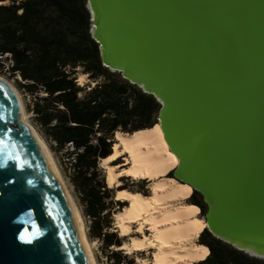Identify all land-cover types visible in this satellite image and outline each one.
<instances>
[{
    "label": "water",
    "instance_id": "1",
    "mask_svg": "<svg viewBox=\"0 0 264 264\" xmlns=\"http://www.w3.org/2000/svg\"><path fill=\"white\" fill-rule=\"evenodd\" d=\"M87 7L103 65L160 102L174 178L202 195L208 230L264 259V0ZM21 113L0 78V264H93L73 201Z\"/></svg>",
    "mask_w": 264,
    "mask_h": 264
},
{
    "label": "trees",
    "instance_id": "2",
    "mask_svg": "<svg viewBox=\"0 0 264 264\" xmlns=\"http://www.w3.org/2000/svg\"><path fill=\"white\" fill-rule=\"evenodd\" d=\"M90 25L87 0H0V71L21 76L19 86L34 95L36 124L55 151L66 150L70 180L90 220V236L110 248L115 264H133L124 249L111 248L126 242L114 227L113 214L128 201L116 199L100 163L113 152L117 131L132 134L157 124L161 104L103 65ZM79 66L94 85L79 83ZM166 176L174 177L173 170ZM149 181L142 179L141 190L126 184L119 188L149 195ZM192 192L190 200L205 215L207 203L197 190ZM198 242L209 247L200 264H264V259L236 249L207 227Z\"/></svg>",
    "mask_w": 264,
    "mask_h": 264
},
{
    "label": "bare ground",
    "instance_id": "3",
    "mask_svg": "<svg viewBox=\"0 0 264 264\" xmlns=\"http://www.w3.org/2000/svg\"><path fill=\"white\" fill-rule=\"evenodd\" d=\"M85 76L81 74L79 82H82ZM0 78L7 81L1 76ZM7 82L16 89L12 83ZM17 94L22 109L21 119L34 130L55 166L62 187L73 201L91 261L93 264H98L86 235L81 211L65 184L51 151L29 122L18 90ZM115 138L113 152L101 159V163L105 166L108 185L119 186L122 176L155 179L150 195L127 188L117 190L116 198H123L128 201V205L117 214L116 226L122 236H130V242H125L119 248L125 249L128 253L154 249L150 259L142 258L144 264H195L204 260L209 253V247L195 243L193 238L206 227V221L195 217L198 207H189L176 202L189 196L194 190L193 187L188 183H174L176 181L161 177L175 168L179 159L170 149L160 123L132 134L119 130ZM120 157H124V161L114 164V161ZM134 223H137V231L142 233V236L133 235ZM146 229L150 230V233H147ZM139 260L141 261V258Z\"/></svg>",
    "mask_w": 264,
    "mask_h": 264
},
{
    "label": "rangeland",
    "instance_id": "4",
    "mask_svg": "<svg viewBox=\"0 0 264 264\" xmlns=\"http://www.w3.org/2000/svg\"><path fill=\"white\" fill-rule=\"evenodd\" d=\"M5 63L8 64V62L6 60H5ZM77 69H78L77 76L79 78H80L81 74L86 75L85 79L82 82H79L80 84L84 85V84H87V83H91L92 85H94L96 83V81L90 79V77H89L90 74L89 73L83 72V67L82 66H79ZM0 76L5 78L10 83H12L16 87V89L19 91V94H20V96L22 98V102H23V105H24V108H25V111H26V116H27L29 122L35 127V129L37 130V132L42 137V139L45 141L47 147L51 151V153H52V155H53V157H54V159H55V161L57 163V166H58L59 170L61 171V174H62V177H63V179L65 181V184L67 185L71 195L73 196L78 208L81 211V214H82V217H83V221H84V227H85L86 235H87V238H88L89 242L92 245L93 253H94V256L96 258L97 263L98 264H115L114 259H111L109 257L110 248L105 247V245L103 244V242L99 238L91 237L90 234H89V231H90V220L83 213L82 206L80 204L79 196H78V194H77V192H76V190L74 188V185L72 184V182L70 180L71 169L69 168V161L67 159L66 150H62L60 152L55 151L53 149V147L51 146L50 140L46 138V136L43 134V132L40 130L39 126L36 124V122L34 120V112L32 110V104H33V101H34V95L30 94L29 92H27L25 90H23L19 86L18 80L22 79L21 76L11 75L7 71H0ZM79 78H78V80H79ZM123 159H124V157H120L119 158V161H120L119 163H122L124 161ZM100 164H101V166H103L104 173L106 174L105 166L103 165V163H100ZM142 179H144V178H139L138 179V178H133V177H130V176H122L121 177V181L122 182H121V184L119 186H121L123 184H126L133 190H141L142 189V186H141ZM147 180H151V178H148ZM119 186H114L113 187L115 192H116V189L119 188ZM147 187L149 189H146V190H150V182H148V186ZM150 194H152L151 191H150ZM119 212L120 211L114 212V214H113L114 215V227L116 228V230H118V229L115 226V222L117 224V214ZM133 228H134L133 235L142 236V233H139L137 231V223L133 224ZM145 231L147 233H150V230H148V229H146ZM118 232H119V234H121L120 231H118ZM125 241L126 242H130V236H126V240ZM111 248L112 249H121V248H119L117 246H112ZM153 250L154 249H147V250H142V251H135L133 253H128L124 249V252L128 253L129 257L134 258L135 262L133 264H144L143 261H142V258L143 259H145V258L146 259H150ZM139 258H141V261L139 260ZM195 264H200V261L196 262Z\"/></svg>",
    "mask_w": 264,
    "mask_h": 264
},
{
    "label": "crops",
    "instance_id": "5",
    "mask_svg": "<svg viewBox=\"0 0 264 264\" xmlns=\"http://www.w3.org/2000/svg\"><path fill=\"white\" fill-rule=\"evenodd\" d=\"M118 169H120V167H118ZM174 169V167L172 168V170ZM162 177V179H167V180H170V181H172V180H174V181H176V182H174V183H182V182H180L179 180H177L176 178H174V177H166V175H162L161 176ZM148 179V178H147ZM150 191H151V193H152V187H153V184H154V182H155V179H151L150 181ZM193 193V192H192ZM191 196H192V194H190L189 196H187V197H185V198H183V199H179V200H176V202L178 201V202H180V204H183V205H185V206H189V207H198L197 209V213L195 214V217L196 218H198V219H201V220H205V215H203V213H202V211H201V207L198 205V204H196V203H194V202H192L190 199H191ZM120 200H123V198H121ZM203 218V219H202ZM206 221V220H205ZM117 224H116V222H115V226H116ZM117 227V229H118V231H120L119 230V228H118V226H116ZM201 232H202V230H201ZM201 232L199 233V234H197L194 238H193V241L195 242V243H199L198 242V240H199V237H200V234H201ZM201 244V243H200ZM204 246H205V244H203ZM197 262H199V261H197Z\"/></svg>",
    "mask_w": 264,
    "mask_h": 264
}]
</instances>
